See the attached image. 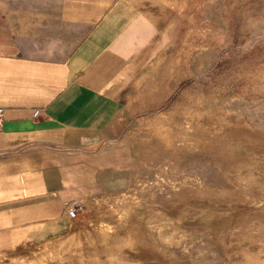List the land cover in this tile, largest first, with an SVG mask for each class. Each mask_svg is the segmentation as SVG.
Wrapping results in <instances>:
<instances>
[{
    "label": "crops",
    "instance_id": "0c3cea01",
    "mask_svg": "<svg viewBox=\"0 0 264 264\" xmlns=\"http://www.w3.org/2000/svg\"><path fill=\"white\" fill-rule=\"evenodd\" d=\"M183 1L0 0V258L87 242L82 217L145 178Z\"/></svg>",
    "mask_w": 264,
    "mask_h": 264
},
{
    "label": "rangeland",
    "instance_id": "374dc122",
    "mask_svg": "<svg viewBox=\"0 0 264 264\" xmlns=\"http://www.w3.org/2000/svg\"><path fill=\"white\" fill-rule=\"evenodd\" d=\"M179 8L145 178L82 217L87 242L0 264H264V0Z\"/></svg>",
    "mask_w": 264,
    "mask_h": 264
},
{
    "label": "built area",
    "instance_id": "2783aa9c",
    "mask_svg": "<svg viewBox=\"0 0 264 264\" xmlns=\"http://www.w3.org/2000/svg\"><path fill=\"white\" fill-rule=\"evenodd\" d=\"M3 122H4V109L0 107V130L3 127ZM83 210L82 205L78 203H74L70 208H69V214L71 217H77L80 213V211Z\"/></svg>",
    "mask_w": 264,
    "mask_h": 264
}]
</instances>
